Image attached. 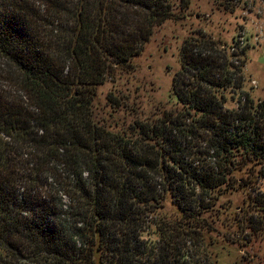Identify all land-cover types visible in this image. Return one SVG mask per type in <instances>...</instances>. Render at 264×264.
Wrapping results in <instances>:
<instances>
[{
  "label": "trees",
  "instance_id": "16d2710c",
  "mask_svg": "<svg viewBox=\"0 0 264 264\" xmlns=\"http://www.w3.org/2000/svg\"><path fill=\"white\" fill-rule=\"evenodd\" d=\"M181 1L0 0V264H214L215 221L264 212V100L241 90L239 37L182 41L173 109L116 131L95 119L98 87ZM239 191L238 211L216 207Z\"/></svg>",
  "mask_w": 264,
  "mask_h": 264
},
{
  "label": "rangeland",
  "instance_id": "374dc122",
  "mask_svg": "<svg viewBox=\"0 0 264 264\" xmlns=\"http://www.w3.org/2000/svg\"><path fill=\"white\" fill-rule=\"evenodd\" d=\"M179 1L172 0L177 9L183 4ZM185 1L188 2L187 7L179 19L166 20L151 29L148 40L132 60L130 73L116 72L114 78H108L98 87L93 112L100 124L116 131L135 119L153 120L161 110L173 109L175 105L169 98V90L172 74L179 67V47L184 39L196 38L198 30L227 44L231 43L232 37H239L247 44L241 69V90L254 101L264 100V0H245L246 5L242 0L237 7L232 5V10L221 5L220 0ZM135 22L133 17L128 20L131 28ZM8 70V66L0 63V77L7 76ZM0 88L13 92L6 82H0ZM110 93L120 98L119 106L108 103ZM226 96L224 106L234 109L236 103L229 99L230 93L226 92ZM257 184V191L264 194V180ZM244 197L240 191L227 194L216 207L229 204L231 209L238 211ZM263 213L251 215L253 218L246 226L243 225L241 231L235 224L225 229L223 224L228 222L226 214L215 221L213 237L216 245L211 250L214 264H264Z\"/></svg>",
  "mask_w": 264,
  "mask_h": 264
}]
</instances>
